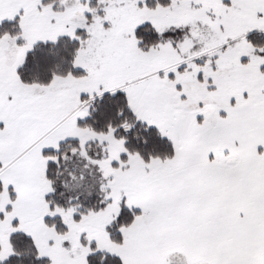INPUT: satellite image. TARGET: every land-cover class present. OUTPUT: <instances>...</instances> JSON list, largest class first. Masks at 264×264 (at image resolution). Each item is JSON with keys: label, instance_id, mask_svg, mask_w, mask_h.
Listing matches in <instances>:
<instances>
[{"label": "snow or ice", "instance_id": "snow-or-ice-1", "mask_svg": "<svg viewBox=\"0 0 264 264\" xmlns=\"http://www.w3.org/2000/svg\"><path fill=\"white\" fill-rule=\"evenodd\" d=\"M0 264H264V0H0Z\"/></svg>", "mask_w": 264, "mask_h": 264}]
</instances>
